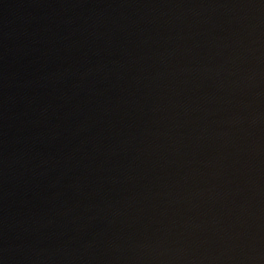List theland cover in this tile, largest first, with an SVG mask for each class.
<instances>
[{"label": "water", "instance_id": "95a60500", "mask_svg": "<svg viewBox=\"0 0 264 264\" xmlns=\"http://www.w3.org/2000/svg\"><path fill=\"white\" fill-rule=\"evenodd\" d=\"M0 264H264V0H0Z\"/></svg>", "mask_w": 264, "mask_h": 264}]
</instances>
